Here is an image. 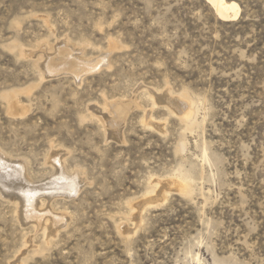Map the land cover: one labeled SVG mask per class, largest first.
Returning <instances> with one entry per match:
<instances>
[{
	"label": "rangeland",
	"instance_id": "374dc122",
	"mask_svg": "<svg viewBox=\"0 0 264 264\" xmlns=\"http://www.w3.org/2000/svg\"><path fill=\"white\" fill-rule=\"evenodd\" d=\"M225 1L239 10L228 20L208 0H0V150L39 178L51 147L65 149L90 183L57 205L69 224L47 245L35 235L22 264H264V0ZM45 43L108 67L79 83L40 78L28 54ZM148 89L186 98L190 120ZM125 99L139 105L120 142L90 111ZM179 174L185 193L166 191L125 235L151 180ZM8 202L0 264L16 263L30 231Z\"/></svg>",
	"mask_w": 264,
	"mask_h": 264
},
{
	"label": "bare ground",
	"instance_id": "6f19581e",
	"mask_svg": "<svg viewBox=\"0 0 264 264\" xmlns=\"http://www.w3.org/2000/svg\"><path fill=\"white\" fill-rule=\"evenodd\" d=\"M208 2L218 17L223 20H228L231 17L229 12H232V15L235 16L239 11L238 6L233 2H226L225 0H208ZM48 48L51 47H48L47 43H45L42 45L41 50L28 54L29 57L34 58L32 63L34 62V68L40 72L38 73L40 78H43V76L46 78L59 74L73 73L74 75L77 74V77H72L79 83L78 72L79 75H84L92 69H99L103 65L108 67L104 58L94 61H82L72 57L70 52L66 55L65 51H67V48L61 44L58 45V48L54 52ZM27 52L25 51L24 53L26 54ZM61 56L63 60H60ZM65 56L67 57L64 58ZM147 92L153 105L161 103L168 107L171 113L178 114L187 121L190 120L192 115L191 104L183 96L175 98L167 91L158 94L152 89H148ZM12 104L13 106L8 107V110L12 107L11 114L22 115L25 112L24 108L16 104V102ZM137 104L134 100L128 101L126 99L115 101L104 100L102 105L94 104L92 106L90 117L99 123L101 122V127L109 138L123 142L122 129L125 118L133 106L139 105ZM158 124L155 127L164 130ZM68 154V151L65 149L51 147L45 159V165L47 164L50 171L36 178L32 175L33 173L31 174L29 166L23 158L22 161L19 158L15 159L0 150V196L7 199V202L9 201L10 204L12 203L16 221L22 227L24 225L28 226L30 230L29 234L24 238L23 251H19L17 254L19 256H16L15 264H22L23 260L27 258L26 252L28 249L35 248V235H39L46 245L57 238L60 229L62 230L67 227L71 220L69 212L65 208L60 209L57 205L64 201L66 197L76 195L81 187L90 184L79 168H67L66 157ZM175 177L172 179L156 178L151 180L153 184L151 192L145 197L143 196L139 203L130 207L132 227L125 225L122 231L125 235L131 234L136 229L135 227L141 220V212L145 206H152L159 200L161 201L166 191L174 190L178 191V193H185V180L182 179L183 176L179 174Z\"/></svg>",
	"mask_w": 264,
	"mask_h": 264
}]
</instances>
